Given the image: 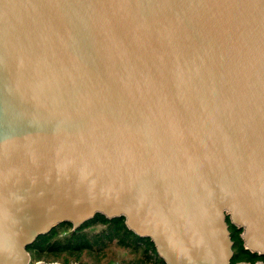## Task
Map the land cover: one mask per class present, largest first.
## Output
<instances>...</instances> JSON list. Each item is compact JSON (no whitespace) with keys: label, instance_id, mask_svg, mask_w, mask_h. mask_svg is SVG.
I'll return each mask as SVG.
<instances>
[{"label":"water","instance_id":"water-1","mask_svg":"<svg viewBox=\"0 0 264 264\" xmlns=\"http://www.w3.org/2000/svg\"><path fill=\"white\" fill-rule=\"evenodd\" d=\"M96 214L165 264H231L227 217L264 256V0H0V258Z\"/></svg>","mask_w":264,"mask_h":264},{"label":"trees","instance_id":"trees-1","mask_svg":"<svg viewBox=\"0 0 264 264\" xmlns=\"http://www.w3.org/2000/svg\"><path fill=\"white\" fill-rule=\"evenodd\" d=\"M227 223L234 244L231 264L264 263V256L245 248L242 230L231 224L229 217ZM26 250L31 264H165L150 239L128 230L124 217L107 219L100 214L76 229L69 222L60 223L37 237Z\"/></svg>","mask_w":264,"mask_h":264},{"label":"snow or ice","instance_id":"snow-or-ice-1","mask_svg":"<svg viewBox=\"0 0 264 264\" xmlns=\"http://www.w3.org/2000/svg\"><path fill=\"white\" fill-rule=\"evenodd\" d=\"M0 247H2V245H0ZM0 264H4L3 258H0Z\"/></svg>","mask_w":264,"mask_h":264},{"label":"rangeland","instance_id":"rangeland-1","mask_svg":"<svg viewBox=\"0 0 264 264\" xmlns=\"http://www.w3.org/2000/svg\"><path fill=\"white\" fill-rule=\"evenodd\" d=\"M113 264H118V263H113Z\"/></svg>","mask_w":264,"mask_h":264}]
</instances>
